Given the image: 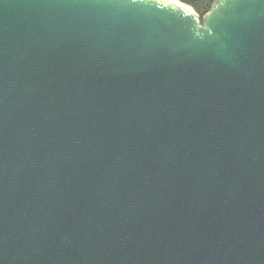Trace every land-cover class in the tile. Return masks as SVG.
<instances>
[{"label":"water","instance_id":"water-1","mask_svg":"<svg viewBox=\"0 0 264 264\" xmlns=\"http://www.w3.org/2000/svg\"><path fill=\"white\" fill-rule=\"evenodd\" d=\"M180 2L0 0V264H264V0Z\"/></svg>","mask_w":264,"mask_h":264},{"label":"trees","instance_id":"trees-1","mask_svg":"<svg viewBox=\"0 0 264 264\" xmlns=\"http://www.w3.org/2000/svg\"><path fill=\"white\" fill-rule=\"evenodd\" d=\"M181 2L191 6L201 17L211 9L215 0H180Z\"/></svg>","mask_w":264,"mask_h":264},{"label":"snow or ice","instance_id":"snow-or-ice-1","mask_svg":"<svg viewBox=\"0 0 264 264\" xmlns=\"http://www.w3.org/2000/svg\"><path fill=\"white\" fill-rule=\"evenodd\" d=\"M132 2H144V0H132Z\"/></svg>","mask_w":264,"mask_h":264},{"label":"bare ground","instance_id":"bare-ground-1","mask_svg":"<svg viewBox=\"0 0 264 264\" xmlns=\"http://www.w3.org/2000/svg\"><path fill=\"white\" fill-rule=\"evenodd\" d=\"M173 1H175V2H180L179 0H173ZM181 3V2H180Z\"/></svg>","mask_w":264,"mask_h":264},{"label":"rangeland","instance_id":"rangeland-1","mask_svg":"<svg viewBox=\"0 0 264 264\" xmlns=\"http://www.w3.org/2000/svg\"><path fill=\"white\" fill-rule=\"evenodd\" d=\"M180 1V0H179Z\"/></svg>","mask_w":264,"mask_h":264}]
</instances>
